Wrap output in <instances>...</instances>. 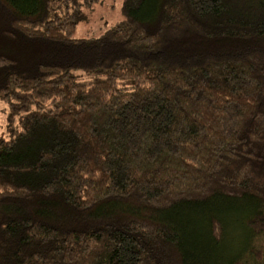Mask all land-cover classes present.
<instances>
[{
    "label": "trees",
    "instance_id": "16d2710c",
    "mask_svg": "<svg viewBox=\"0 0 264 264\" xmlns=\"http://www.w3.org/2000/svg\"><path fill=\"white\" fill-rule=\"evenodd\" d=\"M97 1L0 0V264H264V0Z\"/></svg>",
    "mask_w": 264,
    "mask_h": 264
},
{
    "label": "rangeland",
    "instance_id": "374dc122",
    "mask_svg": "<svg viewBox=\"0 0 264 264\" xmlns=\"http://www.w3.org/2000/svg\"><path fill=\"white\" fill-rule=\"evenodd\" d=\"M121 5L122 0H98L87 19L78 23L74 36H98L103 33L109 26L123 18ZM7 113V106L0 99V138H8L6 130ZM239 234L238 230H233L232 237Z\"/></svg>",
    "mask_w": 264,
    "mask_h": 264
}]
</instances>
